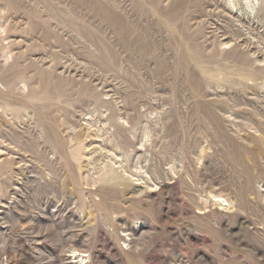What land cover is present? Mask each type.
<instances>
[{
	"label": "rangeland",
	"instance_id": "1",
	"mask_svg": "<svg viewBox=\"0 0 264 264\" xmlns=\"http://www.w3.org/2000/svg\"><path fill=\"white\" fill-rule=\"evenodd\" d=\"M261 1L0 0V264L171 263L177 246L181 264H264ZM22 77L29 92L4 84ZM125 138L130 174L93 190ZM151 155L145 193L131 173Z\"/></svg>",
	"mask_w": 264,
	"mask_h": 264
},
{
	"label": "bare ground",
	"instance_id": "2",
	"mask_svg": "<svg viewBox=\"0 0 264 264\" xmlns=\"http://www.w3.org/2000/svg\"><path fill=\"white\" fill-rule=\"evenodd\" d=\"M233 9L239 10L238 8V4H237V0H229ZM241 1V0H239ZM246 4L248 5V8L254 12L255 10H257V4H259L260 0H245ZM264 5V0L261 1V5ZM262 5V6H263ZM3 11V7L0 6V14ZM13 24V23H12ZM15 27V26H14ZM8 25L5 24H0V43H5L8 42L9 46H0V55L2 58V62L3 64H7L12 58H13V49L12 46L14 45V41L12 40V37L9 35L8 32ZM14 29V28H13ZM12 29V30H13ZM11 34V33H10ZM12 40V41H11ZM18 56V54H17ZM17 60V59H16ZM20 61V60H19ZM2 64V65H3ZM13 66V65H12ZM52 69V68H51ZM44 70V69H43ZM54 70V69H53ZM52 70V71H53ZM14 72V71H13ZM11 73V72H10ZM36 73V72H35ZM23 75V74H22ZM1 76V74H0ZM35 76V74H34ZM32 77V76H31ZM258 77V76H257ZM33 78V77H32ZM261 79V78H260ZM263 80V79H262ZM0 81H1V77H0ZM219 81V80H218ZM264 81V80H263ZM258 82V81H257ZM5 86L7 88H9L11 91H19L22 93H25L26 91L29 92V81L28 79H26L25 77H22L21 79L13 82V83H4ZM232 84V83H231ZM234 84V83H233ZM87 85V84H86ZM260 85V84H259ZM40 86V85H39ZM262 89L264 90V82L261 83ZM4 87V86H3ZM32 87V85H31ZM37 87V86H36ZM67 87V86H66ZM218 87V86H217ZM33 88V87H32ZM221 88V87H220ZM21 97V96H20ZM1 103V102H0ZM22 104V103H21ZM1 105V104H0ZM2 106V105H1ZM6 108V107H5ZM49 108V107H48ZM14 109V108H13ZM17 110V109H16ZM11 113V112H10ZM22 115V114H21ZM28 116V115H27ZM112 120H115L113 118H111ZM91 122V121H90ZM89 122V123H90ZM92 123V122H91ZM114 123V122H113ZM116 123V121H115ZM43 124V123H42ZM61 124V123H60ZM59 125V123H58ZM214 125V124H213ZM115 126V125H114ZM117 127V126H116ZM61 128V127H60ZM133 130V129H132ZM57 132V131H56ZM2 134V133H1ZM117 133L115 131L114 134V140L117 139ZM153 131L151 129H146L145 131V138L147 139V142L151 143V147L155 146V142L153 140ZM10 137V136H9ZM119 137V136H118ZM5 138V137H4ZM7 140V139H6ZM19 141V140H18ZM188 142V141H187ZM68 143V142H67ZM70 143V142H69ZM118 143V142H117ZM133 145V142L130 139H126L124 142L118 143L116 144L113 148H111L110 151H108L107 154V159H108V163H106L101 169H99V173L97 172V174L101 175L99 179H93V183L91 184V186L94 188L93 190L97 189L95 188L97 184L99 183H112V182H116L117 184L119 183L118 181H122L125 179L126 176H128L130 174V171L128 170V166H126L127 161L129 160L130 154L129 152H127L126 150V146L131 147ZM69 146V145H68ZM23 148V147H22ZM4 150V149H3ZM2 150V151H3ZM119 152V153H118ZM1 154V153H0ZM203 158V157H202ZM1 160V159H0ZM2 160H5L4 158ZM201 160V159H199ZM10 161V160H9ZM144 162L145 163H151L149 165V167L147 166H143L141 165V163H136V165L134 166L135 170L140 171V173H136L133 174L131 173L132 177H137L136 180H134L136 182L137 185H146V192L145 193H149V189L152 187V185H150L151 183L155 184L153 186H156L158 183V181H161L163 179L162 177V173L158 170V168L155 167L154 163H153V155H151V159H149L148 157L144 158ZM144 164V163H143ZM172 171H174V168H172ZM57 172V171H56ZM167 173V172H166ZM146 175V176H145ZM133 181V180H132ZM212 182V181H211ZM161 183V182H160ZM213 183V182H212ZM198 184V183H197ZM214 184V183H213ZM211 185V184H210ZM216 185V184H215ZM214 186V185H213ZM18 188V187H17ZM153 188V187H152ZM209 188V187H208ZM219 189V188H218ZM217 190V189H216ZM92 191V190H91ZM215 191V190H214ZM250 191V190H249ZM212 191H210L211 193ZM225 192V191H223ZM249 193V192H248ZM252 193V192H251ZM94 194V191H93ZM97 194V193H95ZM224 194V193H223ZM231 194V193H230ZM100 196V195H99ZM218 197L221 200V196H212V198H216ZM236 197V196H235ZM241 197V196H240ZM239 197V198H240ZM225 204L223 205L222 204ZM221 203H218V206H220L221 208L224 209H230V204H228L226 202L225 199L222 200ZM214 205H217V203H214ZM225 211V210H224ZM202 214V213H201ZM227 214L224 213L222 211V209H218L215 212V216L216 219L218 218H225ZM230 216V215H229ZM215 220V219H214ZM214 220H211V222H214ZM147 223V222H145ZM216 224V222H214ZM218 224V223H217ZM223 225V224H222ZM220 226V225H219ZM189 227V234L190 235H194V236H198V229L193 226V225H188ZM221 227V226H220ZM214 229V228H213ZM212 229V230H213ZM128 236H131V234H128ZM132 239L130 237L129 240H124L125 243H127L128 241L132 242ZM130 242V243H131ZM224 253V252H223ZM168 255H170L172 258L170 259L171 263H166L164 262H160L159 264H181L182 261V254L180 252V247H174L171 252L168 253ZM71 256L72 259L76 260L75 264H87L88 260L87 258L89 257L88 254H86V252H78V250L73 249L71 251ZM223 257V256H222ZM184 261V260H183ZM182 261V262H183Z\"/></svg>",
	"mask_w": 264,
	"mask_h": 264
}]
</instances>
